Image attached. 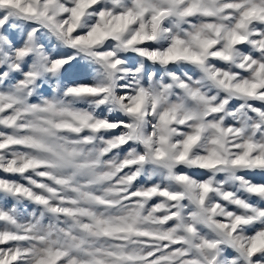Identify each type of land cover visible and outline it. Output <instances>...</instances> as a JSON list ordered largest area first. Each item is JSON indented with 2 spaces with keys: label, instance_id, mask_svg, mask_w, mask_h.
I'll list each match as a JSON object with an SVG mask.
<instances>
[{
  "label": "clouds",
  "instance_id": "obj_1",
  "mask_svg": "<svg viewBox=\"0 0 264 264\" xmlns=\"http://www.w3.org/2000/svg\"><path fill=\"white\" fill-rule=\"evenodd\" d=\"M76 3L0 0V252L264 264V0Z\"/></svg>",
  "mask_w": 264,
  "mask_h": 264
},
{
  "label": "snow or ice",
  "instance_id": "obj_2",
  "mask_svg": "<svg viewBox=\"0 0 264 264\" xmlns=\"http://www.w3.org/2000/svg\"><path fill=\"white\" fill-rule=\"evenodd\" d=\"M94 3V0H77L76 6L71 9L72 16L76 19H78L86 9L89 8L90 5ZM29 9H26V11ZM31 11H35V9H30ZM101 20H104L105 13H100ZM115 23H113V20H107L103 24L97 25L91 33H89V36L87 38H81L85 39L88 43L94 44L97 40L102 39L103 37L113 34L115 32L122 31L126 28V26L134 19L131 13L122 16V17H114ZM69 31H71V28H69ZM139 39H144V37L137 33V35L133 36L132 39L129 41V43H132L133 41ZM174 49H170L169 53L166 54L167 58L171 59L173 58ZM155 57V53L152 54ZM194 58L198 59L199 57ZM255 87V85H253ZM82 91H99V89L95 88H84L79 89ZM141 99H137V103L135 105L134 110H138L140 107ZM80 119L84 120L86 122V118L80 117ZM98 126V125H97ZM191 138L186 144L185 148L190 146L192 142ZM10 143V141H9ZM3 145H0L2 147ZM249 150H251V146H249ZM183 155V154H182ZM246 155V154H245ZM241 160L244 161L245 157H241ZM209 163H218V160H213L211 158L208 159ZM246 162V161H245ZM29 165L25 164L23 167L27 168ZM13 170L12 166L10 165V171ZM23 170V169H21ZM4 173L0 172V176H3ZM205 191H207V186L205 185ZM251 231V230H250ZM4 240H7V235H4L2 237ZM6 245L0 244V249L6 248ZM232 254L231 252L229 253ZM247 254L254 260H264V233L258 234L254 236L251 241L247 245ZM63 251H54L51 248L47 250L46 255L44 257H41L38 260V264H59V257L63 256ZM17 260L16 254H11L8 252H0V264H15Z\"/></svg>",
  "mask_w": 264,
  "mask_h": 264
}]
</instances>
